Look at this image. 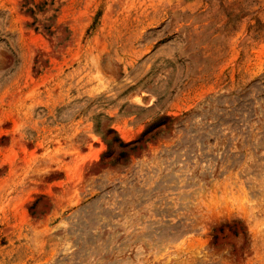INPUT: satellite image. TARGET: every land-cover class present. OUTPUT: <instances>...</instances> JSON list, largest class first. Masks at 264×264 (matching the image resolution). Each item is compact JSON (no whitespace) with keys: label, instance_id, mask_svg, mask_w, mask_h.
I'll return each instance as SVG.
<instances>
[{"label":"rangeland","instance_id":"374dc122","mask_svg":"<svg viewBox=\"0 0 264 264\" xmlns=\"http://www.w3.org/2000/svg\"><path fill=\"white\" fill-rule=\"evenodd\" d=\"M0 264H264V0H0Z\"/></svg>","mask_w":264,"mask_h":264}]
</instances>
